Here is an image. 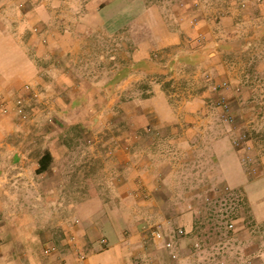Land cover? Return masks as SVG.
Segmentation results:
<instances>
[{
    "label": "rangeland",
    "instance_id": "1",
    "mask_svg": "<svg viewBox=\"0 0 264 264\" xmlns=\"http://www.w3.org/2000/svg\"><path fill=\"white\" fill-rule=\"evenodd\" d=\"M111 2L16 0L6 18L28 45H44L40 81L18 87L0 111V154H14L19 173L10 179L14 200L47 196L49 203L69 199L72 189L87 196L120 170L127 176L140 142L154 137L161 158L147 166L156 173L182 164V173L177 190L164 184L156 216L144 215L145 262L264 264V216L256 215L264 203V0H117L106 18ZM155 80L169 105L200 103L201 118L221 126L207 145L201 139L194 151L172 155L170 129L140 126L153 121L139 101ZM218 136L236 163L229 151L214 158L209 142ZM43 154L50 155L46 174L34 169ZM235 173L255 191L244 181L228 186ZM179 213L191 214L190 226ZM155 229L174 239L176 258L153 241Z\"/></svg>",
    "mask_w": 264,
    "mask_h": 264
},
{
    "label": "crops",
    "instance_id": "2",
    "mask_svg": "<svg viewBox=\"0 0 264 264\" xmlns=\"http://www.w3.org/2000/svg\"><path fill=\"white\" fill-rule=\"evenodd\" d=\"M15 1L0 0V111L8 106L10 96L14 95L18 87L24 84L34 85L40 81L39 71L44 45H28L26 40L21 38L24 36L23 29L16 31L6 20L10 12H14L17 7ZM115 2L117 0H112L105 7L104 17L111 16ZM35 48L37 50H34ZM152 83L146 100L139 101V104L144 107L147 101L146 113L152 116L153 121L149 126L144 122L140 126L149 132L170 129L172 135L165 143L171 149L172 155L179 148L186 152L189 149L194 151L201 139L204 140L203 144L207 145L206 136L216 134L217 128L221 126L215 123L207 124L206 119L201 118L204 108L198 106L200 103L191 102L187 105L182 102L178 107L169 105L156 80ZM181 94L183 96L184 93ZM157 98H162L164 103L155 105L154 100ZM140 114L143 119V113ZM3 125L0 120V130ZM153 138H144L146 142L141 141L139 146L142 137L133 141L132 144L137 145L141 152H137L140 157L133 168H127L130 169L127 176L125 171L120 170L115 173L116 177L110 178L107 185L89 187L87 196L83 190L72 189L69 199L59 200L56 197L49 203L47 196H39L38 200L33 202L26 199L24 202L14 200L11 194L14 191V182L10 179L14 178L15 174L19 175L14 170L16 157L14 154L1 153L0 264H147V234L142 228L148 225V221L144 215L155 213L156 216L157 210L164 206L163 201L158 200L164 184L177 190V181L181 178L179 173H182L179 170L182 164L178 165L175 171H172V166L167 167L164 172L156 173L150 165L147 166L150 164L149 159L160 161L161 158L157 148L152 145L162 143V140L156 142ZM225 139L218 136L209 142V146L214 149V158L218 160L222 157L218 154L220 150L224 154L229 151L232 163H236L232 148L228 143L225 144ZM4 140V136L0 137V145ZM222 145H228L229 150H222ZM156 154L157 157H154ZM43 155L36 160L35 171ZM122 155L129 158L128 154ZM46 172L47 169L40 174ZM235 174L231 177V185L227 182L228 186L235 187L233 181H244L247 188L255 191L245 176ZM65 211L68 212L64 214ZM182 214L180 221L187 227L190 226L191 214Z\"/></svg>",
    "mask_w": 264,
    "mask_h": 264
},
{
    "label": "built area",
    "instance_id": "3",
    "mask_svg": "<svg viewBox=\"0 0 264 264\" xmlns=\"http://www.w3.org/2000/svg\"><path fill=\"white\" fill-rule=\"evenodd\" d=\"M228 227L231 228L232 224L229 223ZM182 233H183L182 229L178 228L176 235L180 236V234H182ZM151 236H152V239H153L154 242L159 244V246L161 248H163L164 250H166L168 252L169 257L171 259L176 258V256H177L176 248L177 247L175 245L174 239L164 236L163 233L160 230H157V229H155V230H153L151 232Z\"/></svg>",
    "mask_w": 264,
    "mask_h": 264
},
{
    "label": "trees",
    "instance_id": "4",
    "mask_svg": "<svg viewBox=\"0 0 264 264\" xmlns=\"http://www.w3.org/2000/svg\"><path fill=\"white\" fill-rule=\"evenodd\" d=\"M138 66L139 65H136V67H138ZM119 79H121V78H119ZM117 80H118V78H113L112 80H110L109 86L114 85L117 82ZM49 162H50V155L49 154H44L42 156V158L40 159L39 166L36 169V172L37 173H41L44 170H46L48 165H49ZM257 206H258V208H256V215L257 216H261V217L264 216V212H263L264 211V203H260Z\"/></svg>",
    "mask_w": 264,
    "mask_h": 264
}]
</instances>
